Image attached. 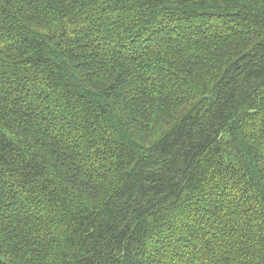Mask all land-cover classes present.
<instances>
[{"label": "trees", "instance_id": "trees-1", "mask_svg": "<svg viewBox=\"0 0 264 264\" xmlns=\"http://www.w3.org/2000/svg\"><path fill=\"white\" fill-rule=\"evenodd\" d=\"M0 264H264V0H0Z\"/></svg>", "mask_w": 264, "mask_h": 264}]
</instances>
